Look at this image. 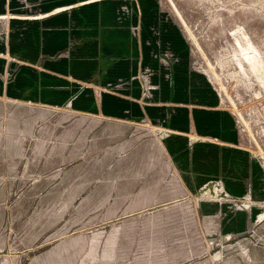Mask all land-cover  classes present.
Returning a JSON list of instances; mask_svg holds the SVG:
<instances>
[{
	"label": "water",
	"instance_id": "1",
	"mask_svg": "<svg viewBox=\"0 0 264 264\" xmlns=\"http://www.w3.org/2000/svg\"><path fill=\"white\" fill-rule=\"evenodd\" d=\"M0 264H264V154L171 0H0Z\"/></svg>",
	"mask_w": 264,
	"mask_h": 264
},
{
	"label": "rangeland",
	"instance_id": "2",
	"mask_svg": "<svg viewBox=\"0 0 264 264\" xmlns=\"http://www.w3.org/2000/svg\"><path fill=\"white\" fill-rule=\"evenodd\" d=\"M171 2L264 154V88L247 70L242 52L237 54L233 36L235 27L245 28L264 60V0Z\"/></svg>",
	"mask_w": 264,
	"mask_h": 264
},
{
	"label": "bare ground",
	"instance_id": "3",
	"mask_svg": "<svg viewBox=\"0 0 264 264\" xmlns=\"http://www.w3.org/2000/svg\"><path fill=\"white\" fill-rule=\"evenodd\" d=\"M233 36L236 41L237 51L239 50L237 54H240V51L242 52L243 57L246 60L245 62L247 64V70L249 69V71L251 70V72L255 74L261 86L264 88V60L261 58V50H259V46L257 47L255 44H253L248 33L245 31V28H243L242 26L235 27ZM242 54L240 55V57L242 56ZM238 61L239 67L242 69L245 68V63L243 64L241 60Z\"/></svg>",
	"mask_w": 264,
	"mask_h": 264
}]
</instances>
